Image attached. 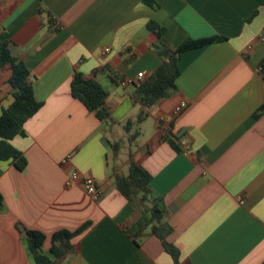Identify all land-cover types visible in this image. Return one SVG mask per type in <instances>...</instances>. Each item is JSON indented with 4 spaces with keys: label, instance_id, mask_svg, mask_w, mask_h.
I'll use <instances>...</instances> for the list:
<instances>
[{
    "label": "crops",
    "instance_id": "obj_1",
    "mask_svg": "<svg viewBox=\"0 0 264 264\" xmlns=\"http://www.w3.org/2000/svg\"><path fill=\"white\" fill-rule=\"evenodd\" d=\"M149 21L163 27L172 47L187 38L224 39L181 53L176 90L149 108L142 139L125 158L117 150L111 160V140L140 110L134 84L119 81L138 72L143 80L162 61ZM4 40L24 61L42 104L24 135L10 140L25 167L0 162V264H34L27 229L44 234L41 251L52 258V234L85 222L57 264H174L151 232L150 212L130 206L115 186L114 174L125 175L132 160L151 174L179 264L264 260V111L254 115L264 104V0H0ZM76 71L105 89L107 120L71 95ZM10 75L0 66V114L13 100ZM180 102L185 107L172 117ZM163 119L188 150L164 138ZM72 170L95 178L98 200L81 178L65 184Z\"/></svg>",
    "mask_w": 264,
    "mask_h": 264
},
{
    "label": "trees",
    "instance_id": "obj_2",
    "mask_svg": "<svg viewBox=\"0 0 264 264\" xmlns=\"http://www.w3.org/2000/svg\"><path fill=\"white\" fill-rule=\"evenodd\" d=\"M143 1L149 5L152 3V0ZM147 27L157 35L153 48L162 61L149 77L134 84L133 98L140 104V110L135 119L128 118L123 123L128 133L135 127L128 136L129 140H134L139 135L138 124L148 116L149 108L176 90V79L180 73L178 59L181 53L224 39L220 36L187 38L178 46L172 47L163 37V27L154 21H149ZM4 65H8L11 70L8 83L12 88L13 100L0 114V162L11 161L17 169L22 170L26 165V158L10 140L15 135H24L25 121L37 112L42 103L34 96L33 83L24 61L11 53L9 42L5 40L0 41V66ZM258 71L264 79V60L259 64ZM70 91L71 95L81 101L89 111H94L99 120H107L109 117V109L105 104L107 93L97 81L85 78L82 73L76 71L71 79ZM262 111L264 104L254 115L257 117ZM164 138L177 150L179 149L175 136L169 133ZM111 145L113 151L117 152L118 144L115 142ZM150 182L151 174L133 160L130 161L125 175L114 174L115 186L127 199L129 205L150 212L151 232L159 237L174 264H179V249L166 239L170 229L161 222L164 211L158 208L160 198L154 196ZM148 202L150 206H147ZM3 209L4 200L0 193V211ZM88 225L89 222H85L72 231L67 229L55 231L51 237L52 258L41 251L44 234L38 230L27 229L26 243L34 264H57L72 250L70 242L72 237L81 233ZM259 264H264V260Z\"/></svg>",
    "mask_w": 264,
    "mask_h": 264
},
{
    "label": "built area",
    "instance_id": "obj_3",
    "mask_svg": "<svg viewBox=\"0 0 264 264\" xmlns=\"http://www.w3.org/2000/svg\"><path fill=\"white\" fill-rule=\"evenodd\" d=\"M108 48H105V51H108ZM142 72H138L137 74V79H133V78H123L119 81V83L123 86L125 85H129V84H136L138 82L141 81V77H142ZM185 102H180L179 104H177L173 111H172V117L178 115L183 108L185 107ZM159 127L161 129V132L163 133V135H167L170 132V123L168 120L163 119L162 121H160L159 123ZM176 143L182 148V150L186 151L189 148L188 143L185 141L184 138H177L176 139ZM71 155L68 154L66 155L62 160H61V164H66L69 162ZM78 178H81V184L82 187L85 191V193L93 200H98L100 197V189L97 185V182L95 180V178L91 175H84L82 177H80L79 173L77 170H72L69 175L66 178L65 184L67 186H70L73 181L77 180Z\"/></svg>",
    "mask_w": 264,
    "mask_h": 264
},
{
    "label": "rangeland",
    "instance_id": "obj_4",
    "mask_svg": "<svg viewBox=\"0 0 264 264\" xmlns=\"http://www.w3.org/2000/svg\"><path fill=\"white\" fill-rule=\"evenodd\" d=\"M149 119L147 120H143L142 123L138 124V127L141 126L142 128L146 129V126L148 125ZM135 129V127H134ZM134 129L131 130V132H126V130L124 129V127L122 126V128H120V133L122 136L115 138V140H111V141H115L118 144V159L119 160H123L126 156V153L129 149H132L133 146L136 144V140L137 138H135L134 140H129L128 136L130 133H132L134 131ZM142 139V137H140V139L138 138V140L140 141ZM113 153L116 154V152L111 151L110 152V157L111 160L113 159Z\"/></svg>",
    "mask_w": 264,
    "mask_h": 264
}]
</instances>
